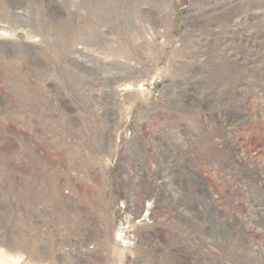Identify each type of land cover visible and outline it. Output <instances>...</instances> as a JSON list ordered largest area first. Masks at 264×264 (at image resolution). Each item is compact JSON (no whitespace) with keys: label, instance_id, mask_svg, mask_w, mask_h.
I'll return each instance as SVG.
<instances>
[{"label":"rangeland","instance_id":"1","mask_svg":"<svg viewBox=\"0 0 264 264\" xmlns=\"http://www.w3.org/2000/svg\"><path fill=\"white\" fill-rule=\"evenodd\" d=\"M0 264H264V0H0Z\"/></svg>","mask_w":264,"mask_h":264}]
</instances>
